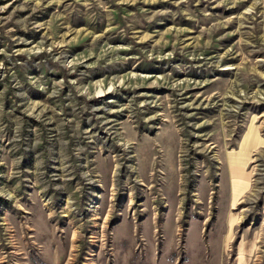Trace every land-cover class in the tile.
Here are the masks:
<instances>
[{"label": "rangeland", "instance_id": "rangeland-1", "mask_svg": "<svg viewBox=\"0 0 264 264\" xmlns=\"http://www.w3.org/2000/svg\"><path fill=\"white\" fill-rule=\"evenodd\" d=\"M122 262L264 264V0H0V264Z\"/></svg>", "mask_w": 264, "mask_h": 264}, {"label": "crops", "instance_id": "crops-1", "mask_svg": "<svg viewBox=\"0 0 264 264\" xmlns=\"http://www.w3.org/2000/svg\"><path fill=\"white\" fill-rule=\"evenodd\" d=\"M241 150V147H239L238 148V152H234V153H232L230 156H231V159H232V163H233V166L231 167V169L232 168H234V169H236L237 171H239L240 170V172L242 171V169H245V165H246V163H247V161H243L242 160V157H243V155L244 156H246L247 155V151H244V152H241L240 151ZM236 164H238V165H236ZM235 173V172H234ZM235 180H234V185H236V183H238V182H240V178H234ZM234 194H233V198H234ZM119 264V263H118ZM120 264H123V262L122 263H120ZM125 264V263H124Z\"/></svg>", "mask_w": 264, "mask_h": 264}, {"label": "bare ground", "instance_id": "bare-ground-1", "mask_svg": "<svg viewBox=\"0 0 264 264\" xmlns=\"http://www.w3.org/2000/svg\"><path fill=\"white\" fill-rule=\"evenodd\" d=\"M253 137V136H252ZM248 138V137H247ZM239 174H240V172H239ZM235 176V175H234Z\"/></svg>", "mask_w": 264, "mask_h": 264}]
</instances>
